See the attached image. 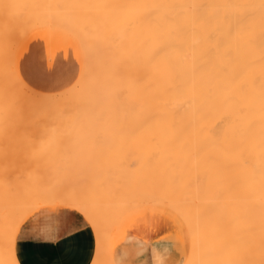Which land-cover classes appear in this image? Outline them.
I'll return each mask as SVG.
<instances>
[{
    "label": "bare ground",
    "instance_id": "1",
    "mask_svg": "<svg viewBox=\"0 0 264 264\" xmlns=\"http://www.w3.org/2000/svg\"><path fill=\"white\" fill-rule=\"evenodd\" d=\"M37 1L40 3L39 11H36L35 14L29 15L27 17L25 16V18H23L22 20L17 19L15 28L9 29L8 36H6L7 38H2V36H0V40L8 39V41H11V47H9L8 50L9 56L20 44L19 41L22 40L26 32L36 25H40L42 28H44V30H42L40 33H45L48 37V40L52 41V39H54V35H56L53 32L55 31V27H58L65 22L60 19V12L73 10V8H63L58 11L55 7H46L47 5H78V2L76 0H2L0 3V8H3L2 5L4 4H13L21 6L14 7L17 12L28 11L33 7L23 6L34 5ZM193 3L259 5L261 3V0H106V8L112 19L110 20L111 27L108 32L111 43H125V39L120 38L121 32L119 31L118 27L115 26V22L113 21V19L117 15H122L123 21L130 20L136 22L137 24V30L135 32L132 43H134L136 69L138 71L135 107L137 110L136 113L141 145L140 163L136 166V171H125V167L122 166L123 168L121 169L120 166L117 168L121 169V174L120 171H118L117 173L116 168V172L114 171L115 169L111 170V172H100L101 174L103 173L102 175H109V173V176L112 175L111 177H109V179L107 176V179L110 180H107V185L108 187L111 186L109 188L113 191H117L116 194L121 191L122 195H124L122 192L123 189L124 192L127 191V189H130V193L128 196L126 194L129 191L125 192L126 196L121 197L122 195H118L120 196L119 199L116 198L117 196L115 197V193H113V191H108V187H105V189H101L103 193L102 195L99 187L95 184L97 183L95 180H93L92 183L95 182L93 185L97 186V188H95L94 186L82 187L80 189L77 188V190L75 191L76 187H73L74 185H67L68 187L66 188V185L64 186L60 183L63 186H61L63 189H55L56 192L57 190H59V192L63 190L61 193L57 192V195L62 198L65 203H70L72 198L79 196L85 191L92 190L96 192L98 197V207H96L91 213L96 223L95 228L82 212L70 208L82 215L94 228L97 237V246L99 241V250L97 249L96 252L95 264H107L105 263L106 259L104 255H107V244L111 236L110 231L113 230H111V228H113V226L115 227L116 225V228L118 227V229H114L117 232L122 231L119 228V223L117 224V222L120 221H114L116 220L114 219L113 221L115 225H110V222L108 223L110 216L111 218H114L116 216L118 219L119 216H122V214H126L129 209L131 211V206L133 207V204L135 205V207H137L140 206L143 202L145 203V206L147 203H151V205L154 206L155 204L161 206L160 202H162L163 204V201H166L164 202V204H181L189 200H194V197L197 195H195V193L191 190H196L195 192L198 195L200 194L199 192L197 193V190H200V193L204 195V198L209 197L210 199L226 201L227 204H230L233 207L232 215L234 216V220L236 219V224L233 223V226L231 225V227H233L232 231H234L232 233H235V236H239V241H236V239H234L233 243L230 242L232 244L231 247H234L233 252H227L229 248L226 249L225 247L223 251L217 253V250H215V246L217 244L222 245V243H220L222 241L225 244V240L217 239V241L221 240L219 243H217L215 239V242L217 244H213L212 240L210 241V239H208L209 241L206 243V246L204 245L206 247L205 251L202 252V256L204 259H207L209 261H216L213 258H216L218 256L217 254H219V256H222L223 254H230L232 256L231 258H234V261L248 260L255 261L256 264H259V261L264 258V256H262V253H264V249H262L261 247L262 235L260 227L262 201H264V178H262L261 176V172L264 171V58H262L264 49H262L261 47V16L259 10L257 9L255 15L247 22V30L241 35L240 41L237 44L233 45L230 50L221 49L218 54L215 53V48L213 45L204 44L199 39V37L195 38V42H193L192 39L173 42L171 44L162 42V35L167 32L168 26L162 22L161 18L164 16H171L172 10L166 8L152 10L145 6ZM208 12L209 14H215L216 10L209 9ZM64 28L68 29L67 26H64ZM75 30L73 32H75ZM195 31L199 33L201 30L197 28L195 29ZM29 32L31 33L32 31ZM65 37L66 36H62V34H60L59 40L65 41ZM80 37H83V35H80ZM72 40L69 41L75 43L74 41L76 40ZM78 46L81 47V44L79 43ZM204 47H212L214 54H197L193 58V50L195 49L197 53H199V51ZM177 49H181L182 52L187 55V59L182 58V56L178 54ZM89 50L85 49L83 51L85 54L84 58L86 59H89V57L87 58L86 54ZM0 51L2 53L4 52V50L2 49ZM80 54H83L82 51L81 53H79V55ZM83 55H80V57H83ZM84 58V66L82 67H85L87 64L89 65V63H87L88 61H86V59ZM193 63L196 66L195 77L192 68ZM88 65L86 66L84 71H88V74L92 73L94 75L93 69L91 68L92 65L90 66V68L88 67ZM90 70H92V72H90ZM6 71L8 78V89H14V91L18 89L19 92L25 95L26 93L30 92L32 95V101H42L41 103L47 101V103L50 102L51 105V101L54 99H52V96L49 97V95L38 93L34 90L32 91L26 84L21 81L16 68H14V73L10 74L12 70L10 71L8 65H0V92L4 91ZM108 76L111 77V74H104V77L102 78V80H104V83L108 80ZM67 89L65 91H69ZM73 91L76 92V90L74 89ZM78 93H74L73 95H78ZM19 96L18 98H16L17 100H20ZM75 97L76 96L72 97L73 99H70L73 102H71L70 100L69 101L73 103L74 106H77L75 105V103L79 100L78 97H76V99ZM68 103L69 102H67L65 106ZM32 104L33 107H35L34 103ZM32 104L28 107L32 106ZM46 106H48V104H46ZM71 107L69 106V108L67 109V107H64V104L62 102H58L55 104V107L53 105V107L48 110V107H46V110L49 114L48 116L57 113V116L61 117V113L64 116V114L67 113V110L70 111L69 109ZM34 110H32V112L36 111ZM42 115H45L46 117L45 113ZM57 116L53 115L52 117ZM52 117L51 120L53 119ZM37 126L50 125L41 124ZM194 143L198 147H194ZM197 143H202V145L199 146ZM213 143H216V145H213ZM191 144L195 149V151L193 150V152L191 151L193 148L189 147L192 146ZM197 148H199L198 152H196ZM205 148L208 149L209 152H211L212 156L208 157L210 153L207 154L208 151H206ZM202 149L206 152L202 153ZM199 150L202 151L199 152ZM190 151L192 153L190 156L192 157V159L194 158V156H196V154L197 157L195 158L198 159V153H202L201 156L203 157L205 155V157L202 159V157L199 156V158L200 160L202 159V162L203 160L207 159V163L206 161H204L203 163L201 161L194 162V160L197 159H189ZM223 151L228 153L229 159L227 157V154L223 153ZM223 155L224 157L226 156L228 161H226L227 163L225 162L226 158H224ZM222 160L226 164H224ZM189 161H192V163ZM51 168L54 169L57 167ZM64 171L66 170H59L58 172L62 173ZM77 171L79 170H76V172ZM92 173L93 172H91V174ZM95 173L97 172H94V175ZM116 173L118 175H122L121 177H125L120 178V175H115ZM122 173L124 174V176ZM32 175L40 174H31L28 175V177L25 176L26 180H28L24 181L28 183V186L25 188L23 187L24 182L21 181V177L19 176H0V218L1 220H3L1 223L2 234L4 232L6 223L19 221L21 216L25 218L31 212L39 209V207H35L34 205L38 201H41L46 193L50 192L47 191L48 189L46 188V190H44V188L43 190L39 189L37 187L38 177L36 176L35 178V176ZM85 175H90V173ZM126 175L128 178L126 177ZM116 176L119 178L117 179ZM58 177H56V180H58ZM112 178H114L115 182L114 180H112ZM125 178H127L128 180L124 181L126 180ZM64 179L61 180L64 181ZM197 179L199 180L200 184L198 183ZM39 180L42 179H40L39 177ZM48 180H50V177ZM117 180L120 185L124 184L122 189L121 186L117 184ZM196 180L197 182H195ZM51 181L53 180L51 179ZM128 181L131 182V186L128 185ZM112 182L115 184H112ZM44 183L45 181L42 183V185ZM125 183L128 185L127 189H125L127 187ZM196 183L198 184V186L196 185L197 188H195ZM113 185L115 186V189L117 187V190L113 189ZM54 188L55 187L53 186V189ZM105 192L108 196L105 195ZM109 193L113 196L110 197L111 195L109 196ZM103 196H105V198H103L105 200L107 197H110L109 201L106 200L105 202V200L102 199ZM195 199L197 200V198ZM117 200L120 201L117 202ZM110 201L112 202L109 203ZM153 202H155V204ZM211 202L213 203V201ZM130 204L132 205L130 206ZM142 205L140 206L141 208ZM206 205H209V203ZM188 206L190 207V204ZM209 206H207L208 209ZM116 207L119 209L117 210ZM184 207L185 206H183L182 209ZM208 209H206L205 212ZM212 209H214V207ZM189 210L187 209L188 212H190ZM201 210H199L198 208V212L200 211V213H198L199 215H201V212H203ZM212 211L214 212V210H211V214L206 213V215L208 217H211L210 215H212ZM143 213L144 212L142 211V209H138L136 216L141 218V216H144L142 215ZM198 214H196L198 216V219H202V217H204L205 221V215H201L200 217ZM187 218L188 217H186V219ZM193 218L194 216L192 215V217L188 219L191 220ZM198 219H196V221ZM218 219L219 218H217V220ZM222 219L223 218H221V220ZM193 220H195V218ZM121 222H123V220H121ZM127 222L128 220L125 223ZM186 222L187 221H185V223ZM183 223L184 222H182V224ZM185 223L183 224V226L185 225ZM109 226L112 227L108 228ZM175 226L174 228L176 230L181 228H176ZM223 226L225 227V225ZM188 230L189 229H187V231ZM179 231L180 230H178L177 232ZM174 232L175 231H169V233L171 234ZM225 234L228 233L225 232ZM223 235L221 238H223ZM186 237L188 238L190 243L189 236L187 235ZM227 237L225 236L224 239H226ZM227 246H229V244ZM223 256L222 259L220 258L221 260H224ZM218 261L220 260L218 259ZM224 261H226V259Z\"/></svg>",
    "mask_w": 264,
    "mask_h": 264
},
{
    "label": "rangeland",
    "instance_id": "2",
    "mask_svg": "<svg viewBox=\"0 0 264 264\" xmlns=\"http://www.w3.org/2000/svg\"><path fill=\"white\" fill-rule=\"evenodd\" d=\"M1 1L2 0H0V3ZM76 1L78 2V5L106 6V0H76ZM34 5H37L38 7H33L32 9L28 11H18V12L16 11V9H14V7L7 8V9L0 8V36H2V38H7L6 36H8L9 29L15 28L17 19L22 20L23 18H25V16L27 17L29 15L35 14L36 11L40 10V3L38 1L35 2ZM60 14H61L60 19H62V21H65L66 23L64 22V24H62L63 26L62 25L58 26L59 28L55 27V31L53 32L56 35H54L53 37L54 39H52V41L47 40L48 37L45 33H44L45 35L40 36L41 35L40 32L44 30V28H42L40 25H36L30 28L26 32L22 40L19 41L20 44L15 48L13 53L9 56L8 50H9V47H11V41H8V39L0 40V50L1 49L4 50L3 53L0 51V65L1 66L8 65L10 68V71L11 70L13 71V72L11 71L12 73L10 72V74H13L14 68H16L15 61H16V57L18 53L20 52V50L23 48L24 44L28 40H32L29 45L28 51L25 55L29 53L30 49L32 48L36 49L37 57L39 61L41 62V67L44 68L45 71H47L48 73L52 72L53 68L55 67L57 63L59 62L67 63L66 66L61 68V72H58V75H59V78H61L62 76V77H66V79L68 80L65 85L58 87L57 89H49L46 91H41L45 93L46 95H49V97L52 96V99L54 98L53 100L51 99L52 100L51 105H50V102L47 103V101L43 103H41L42 101H39V102L32 101V95L30 92L26 93V95L19 92L18 89H16L17 91L16 90L14 91V89H8L7 94L5 93V91L0 92V168L18 170L19 172L31 171V172L39 173L40 175H32V176H35V178L36 176L38 177V182L36 181L37 187L42 190L43 188L44 190L48 189L47 191L54 190L56 194L61 193L63 191L62 190L61 192H59L60 189H63L62 185L64 186L66 185V188L68 186L74 185L73 187H76L75 191L77 190V188L80 189L82 187H93V186L97 188L98 186L101 191V189H105V187H108L107 184H108V181H110L108 179L112 175L109 176L110 173L109 175H102L103 173L101 174L100 172H105V171L111 172V170H114L116 168L117 173H118V171H120L123 167H125L124 169L125 171H136V166L139 165L140 163L141 145H140L138 119H137V113H136L137 110L135 107V100L137 96L138 71L136 69V57H135V51H134V43H132L135 32L137 30V24L136 22L130 21V20L123 21V16L117 15L113 19V21L115 22V26H117L119 31L121 32L120 38H124L125 43H111L108 32L111 27L110 20L112 19L106 7L76 8L73 10H69L67 12L61 11ZM64 26H67V28L71 30L64 28ZM74 30L75 32H73ZM29 31H32V32L30 33ZM60 34H62V36H66L65 37L66 42L57 41L60 38ZM80 35L81 36L83 35V37H80ZM72 39L76 40L78 44L80 43L81 47L78 46L76 41H74L75 43L69 41ZM83 49L84 50L90 49L86 53L87 58L89 57V59L84 58L85 54L83 52L84 51ZM81 51L84 55L83 54H80V55L81 56L83 55V57H80L79 55ZM83 58L86 59V61H88L87 63H89V65L88 64L87 65L89 68L92 65L91 68L93 69V73L95 76L92 73L88 74V71L87 72L84 71L87 65L85 67H82L84 66ZM4 59H6L5 62H3ZM21 61L19 62L18 69L20 71V74L22 75L21 69H20ZM82 69H83V73H82ZM90 72H92V70H90ZM108 73L111 74V77L108 76V80L104 83V80H102V78L104 77V74L108 75ZM66 89L69 90L70 92L65 91ZM73 89L76 90V92L73 91ZM74 93L76 94L78 93V95L76 94L73 95ZM18 96L20 98L19 101L25 103L23 123H20L18 121L16 109L13 107V98L14 97L18 98ZM26 96L27 97L30 96V97L27 98ZM74 96L78 97V100H79V101H76L77 104L74 102L75 105L77 106H74V104L71 103L73 101L70 100V99H73L72 97ZM31 102L34 103L35 107H33V104ZM58 102H62L64 104V107H67V109L69 108V106L70 107L72 106L69 109L70 111L67 110L66 111L67 113H65L64 116L61 113V117L57 116L58 115L57 113L53 114L54 116L56 115L57 117H52L53 116L52 114L48 116L49 114L47 110L52 108L53 105L55 107V104ZM64 102L66 103L69 102L70 104L68 103L65 106L66 103ZM45 103L48 104V106H46ZM31 104L32 106L28 107ZM46 107H48L47 110H46ZM31 108L32 110L35 109L36 111L34 110L35 112H32ZM44 113L46 114V117L45 115H42ZM51 117L53 118L52 120H51ZM41 124L50 125V126H37ZM33 125H36V126H33ZM49 136H54V144L52 147L41 152L40 151V140L47 139ZM198 145L200 146L202 145V143L201 144L199 143ZM213 145H216V143L215 144L213 143ZM189 147L193 148L191 150L193 152V150L195 151L194 147H198V146H196L194 143V147L193 145ZM198 149L199 148H197L196 152H198ZM202 150H199V152H201ZM205 150L208 151L207 154L210 153L208 157L212 156L211 152H209L208 149L205 148ZM191 151L189 154V159H192V157H190L192 154ZM206 151L203 150L202 153H205ZM202 153H198L200 157H202L201 156ZM223 153H226V152L223 151ZM226 154L228 157V153ZM199 156H198V159L195 158L197 157V154H196V156H194L192 160L197 159V160H194V162L195 161L199 162L205 157L204 155L202 159L200 160ZM224 158H226V156ZM204 161H206L207 163L208 160L206 159V160H203V162ZM226 161H227V158L225 162ZM189 162L192 163V161H189ZM222 162L224 161L222 160ZM225 162L224 164H226L228 161L226 163ZM120 166H121V169L117 168ZM51 167H57V168L53 169ZM116 169L114 170L115 172H116ZM59 170L60 171L66 170V171H64L65 173L64 172L61 173V172H58ZM76 170H79V171L76 172ZM91 172L93 173L91 174ZM94 172H97V173H95L94 175ZM89 173L90 175H85ZM117 173L115 175L119 176L121 174V171L119 175ZM42 174H48V175H42ZM0 176H19L21 177L22 182L28 181L25 178V176L28 177V175H0ZM107 176H108V179H107ZM121 176L122 175H120L119 177L120 178L125 177L124 174H123L124 177H121ZM39 177L42 180H39ZM49 177H50V180H48ZM56 177H58L57 178L58 180H56ZM62 177H64L65 179ZM119 177H117V179ZM60 178L62 180L64 179V181H62ZM127 178H125L126 180L124 181H127L128 180ZM51 179L53 181H51ZM93 180L97 182V183L94 182L97 186L93 185L94 184L92 183ZM112 180H114V178H112ZM197 180L195 182H197ZM42 181L43 182L45 181L44 183L45 185L44 184L42 185L43 183ZM116 182L117 184H119V186H121V189H122L124 184L120 185V183H118V180ZM130 183L131 182H129L128 185H130ZM198 183H199V180H198ZM23 184H24L23 185L24 188L28 186L27 182H24ZM112 184H115V183L112 182ZM128 185L126 184L127 187L125 186L126 187L125 189L128 188ZM196 185L198 186V184L197 183L195 184V188H197ZM53 186L55 187L54 189H53ZM58 188L59 190H57L58 192L57 193L55 189H58ZM113 189H115V186L113 187ZM69 190H70V187H69ZM110 190L113 191L112 189L109 188L108 191ZM115 190H117V187ZM129 190L127 189V191ZM191 191H193L195 195H197L198 197L195 196L194 200L186 201L187 203L183 202L185 204L183 203L181 204L179 203L180 205L178 203H172L173 205L171 203L164 204V202L166 201H163V204L162 202H160L161 206H158V204H155V202H153L155 206L151 205V203H147L145 206V203L143 202L142 204L144 205L141 204L142 208L140 207L141 205L140 206L136 205L137 207H135L134 204H133V207H134L133 208L131 206L132 204H130L131 211L129 209V211L126 212V214L125 213L124 215L122 214L121 217L123 218L119 216V218L117 219L116 216L114 218H111L110 216V219L108 220V223L109 222L111 223L110 225H115L114 221L121 222V220H123V222L121 223L117 222V224L119 223V226H120L119 228L122 231L117 232L116 230L118 229V227L116 228V225L115 227L113 226V228H111L112 226L108 227V228H111V230L112 229L114 230V231L112 230L113 232L110 231L111 233L110 241L117 242V247H118L125 240L126 233L138 225H142L150 229L162 228L164 229V231L168 233L169 231H175L174 233L170 235H180L182 237L184 235L187 236L188 235L187 232L189 231V230L187 231L189 222H195L196 219H198V216L196 215L200 213V211L198 212V208L199 210H201L202 208L201 211L203 212H201V215L203 216L205 215L206 222L204 221V217H202V219L200 218L202 221L200 219H198V221H200V225L203 224L202 225L203 227L202 226L201 227H202V230L205 231L204 235H205L206 241L204 245L206 246V243L209 241L208 239H210V241L212 240L213 244L216 243L215 239L216 241L217 239H221V240L223 239L225 240V244L223 243V241L220 242L221 240L217 241V243L219 242L222 243L223 246L216 243L218 245V247L217 245L215 246V250H217V253L223 251L225 247L226 249L229 248L227 252H230V253L233 252L234 247L233 248L231 247L232 244L230 242L233 243L234 239H236V241H239L238 239L239 236H235V233H232L234 232L232 231L233 227H232V230L230 229L228 230L227 221L230 215L231 217L233 216L232 215L233 207L230 204H227V202L224 200L220 201L218 199H210L209 197L204 198V195L200 193V190L199 191L197 190V193L199 192L200 195L196 194L195 192L196 190H191ZM116 192L117 191H113V193H115V197L117 196L116 198L119 199L122 193L121 191H119L118 193L120 194L118 193L116 194ZM122 192L124 195H122L121 197L126 196V195L128 196L130 193L129 191L126 194L124 192V189ZM105 195H107V193ZM110 195L111 194L109 193V196ZM112 196L113 195H111L110 197ZM103 198H105V196H103L102 199ZM107 198L106 200L109 201V198L108 199ZM195 198H197V200ZM118 201L120 200H117V202ZM211 201H213V203ZM111 202L112 201H110L109 203ZM156 203H159V202H156ZM208 203L210 206L206 205ZM189 204H190V207L188 206ZM204 204L206 205V209H208L207 206H209V209L206 212H205L206 209H205ZM183 206L185 207L187 206V207L186 208L184 207L182 209ZM212 206L214 207V209H212L213 208ZM164 207H166L167 209ZM220 208H221V211H220ZM118 209L119 208H117V210ZM138 209H142V211L144 212L142 214L144 216H141V218L136 216ZM172 209H175V210H172ZM187 209L188 210L190 209L189 210L190 212H188ZM211 210H214V212L212 211V215H210L214 220L211 217H208L206 215V213L211 214L210 213ZM168 213H170L171 215ZM192 215L194 216L195 220H193L194 218L191 220L188 219V218H191ZM201 215L199 216L201 217ZM186 217L188 218L186 219ZM217 218H219L220 220L219 219L217 220ZM221 218L223 219L221 220ZM127 220L128 222L125 223ZM208 220L210 223L208 222ZM2 221L3 220H1L0 218V241H2V238H3V234L1 232ZM181 221L184 223L185 221H187L186 223L188 224L185 223L184 225L186 227L183 226L184 223L182 224ZM213 221L215 224L213 223ZM130 223H131V226H129ZM223 225H225V227ZM174 226L176 228L177 227L178 228L181 227V228L176 230ZM178 230H180L179 231L180 233L184 231L186 232H184L185 234L182 233L183 234L182 235L179 232H177ZM223 231H225L228 234H225V232ZM222 233L224 234L223 238H221ZM210 235L212 238L210 237ZM213 235L215 236V238ZM225 236L227 237L226 239H224ZM228 244L229 246H227ZM205 246L203 248V251H205V248H206ZM117 247L116 245H112V247H110V248H115L113 251V254L109 248V254L104 255L106 259L105 263L113 264V261L115 258L114 252H116ZM0 248H2V245L0 246ZM219 248L222 250H220ZM217 255H215L217 256L216 258H213L216 261H218V259L220 261H224L225 259L226 261L227 260L229 261L230 259H231L230 261H234V258H231L232 256L230 254H223L224 256L223 255L222 256L224 260H221L222 256H219V254ZM95 259H96V256L94 257L93 262L95 261Z\"/></svg>",
    "mask_w": 264,
    "mask_h": 264
},
{
    "label": "snow or ice",
    "instance_id": "3",
    "mask_svg": "<svg viewBox=\"0 0 264 264\" xmlns=\"http://www.w3.org/2000/svg\"><path fill=\"white\" fill-rule=\"evenodd\" d=\"M3 8L21 7L20 5L4 4ZM23 7H38L37 5ZM46 7H55L58 11L63 8H89V7H106L103 5H47ZM152 10L166 8L172 10L171 16L162 17V22L166 24L167 32L162 35V42L171 44L173 42L185 41L195 38L199 39L206 45H213L215 53H219L221 49L230 50L233 45L237 44L241 35L247 30V22L259 10L262 30H261V47L264 49V0H261L259 5L255 4H170V5H150L145 6ZM209 9H215V14H209ZM201 31L197 33L195 29ZM178 54L182 58L187 59V55L181 49H177ZM213 55L212 47H204L199 53L194 49L192 52L193 58L197 55ZM264 58V54H262ZM195 64H192L195 77ZM83 73V69H82ZM4 91L8 92L7 71L4 82ZM13 107L17 112V119L20 123L24 120V102L13 98ZM54 132V130H53ZM54 144V136H49L47 139L40 140V151H45ZM264 178V171L261 172ZM35 207L41 208L40 215L44 217V226L29 227L23 223V216L19 221L6 223L3 238L2 248L0 252H14L17 240L23 239H43L51 240L58 238L62 232L65 234L70 232L75 221L71 217H64L62 214L52 215L49 212L43 211L45 208L58 209L59 207L72 208L82 212L85 217L96 227L95 220L92 217V211L98 207V197L95 191L89 190L81 193L79 196L72 198L70 203H65L55 191H50L45 194L41 201H38ZM38 219V218H37ZM261 235L262 249H264V201H262L261 214ZM188 236L190 239V251L187 246L184 249L183 257L175 264H256L255 261L239 260V261H209L202 256L205 236L199 221L190 222L188 225ZM99 250V241H98ZM148 252V242H140L136 255L143 256ZM264 256V253H262ZM151 261H140L139 259H115L113 264H168V261L157 251L152 248ZM0 264H15V261H6L0 259ZM95 264V262H94ZM259 264H264V258L259 261Z\"/></svg>",
    "mask_w": 264,
    "mask_h": 264
},
{
    "label": "crops",
    "instance_id": "4",
    "mask_svg": "<svg viewBox=\"0 0 264 264\" xmlns=\"http://www.w3.org/2000/svg\"><path fill=\"white\" fill-rule=\"evenodd\" d=\"M42 35L45 34L41 33L40 36ZM31 41L32 40H28L25 43L16 57V71L21 81L32 91L34 90L38 93H43L41 91L49 89H57L65 85L68 80L66 77L62 76L59 78L58 72H61V68L66 66L67 63H57L52 72L48 73L41 67L36 49H30L29 53L25 55ZM5 61L6 59L3 60V62ZM20 61L22 75L18 69ZM31 174L39 173L31 171L19 172L18 170L0 168V175ZM41 210L42 209H38L33 213L31 212L32 214H28L23 219V223L27 224L29 227L37 226L42 228L44 226V217L40 215ZM43 211L49 212L52 215L62 214L65 218L71 217L74 219L75 224L70 232L66 234L62 232L61 235L55 239L37 240L21 238L16 242L15 251L8 253L0 252V259L15 261V264H92L98 246L96 233L90 223L82 215L67 207H59L58 209L45 208ZM228 221V229L232 230L231 225L233 226L236 219L234 220V218L230 216ZM170 234L171 233L164 231L162 228L150 229L138 225L126 233L125 240L118 247L117 242H111L109 238L107 255L109 254V248L112 247V245H116L117 249L116 252H114V260L123 258L126 260L139 259L140 261H151L153 259L152 248H155L168 261V264H175V262H178L183 257L186 246L190 251V243L186 236L182 237L180 235ZM144 241L148 242V252L138 257L136 252L140 242ZM1 245L2 241H0V246ZM114 249L115 248H110L112 254Z\"/></svg>",
    "mask_w": 264,
    "mask_h": 264
}]
</instances>
